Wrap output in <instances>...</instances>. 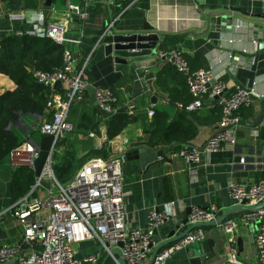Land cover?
<instances>
[{"label":"crops","instance_id":"0c3cea01","mask_svg":"<svg viewBox=\"0 0 264 264\" xmlns=\"http://www.w3.org/2000/svg\"><path fill=\"white\" fill-rule=\"evenodd\" d=\"M257 1L261 8L264 0ZM37 2V9H29L38 11L30 19L26 16L0 18V43L8 34L33 28L32 20L41 12L46 23L66 21L65 12L69 2L79 5L88 14L86 19L75 12L71 14L65 35L67 49L72 54H78L79 65L88 63L90 83L98 88L112 89L120 100L119 106H128V111L135 119L120 135L109 140V115L92 104L87 95L83 102L72 105L75 106L71 107L68 120L73 126L72 131L76 128L87 131V125L92 126V129L87 132L74 131L73 135L66 134L64 138L68 136L70 140L59 151V156L71 151L77 158H81L104 146L108 157L124 153V190L127 193L126 218L129 226L145 228L150 209H163L166 203L180 200L182 205L177 203L174 206V217L157 233L156 241L160 245L169 239L172 232L180 234L190 226L188 223H179L187 208H209L210 205H216L223 214L236 206L228 195L231 180L254 183L264 179V141L259 138L250 139V129L243 125L253 120L255 108L260 100H264V54L256 57L249 68H238L236 74H230V50L240 48L239 37L235 34L220 35L209 26L210 12L223 9L225 5L250 7L252 0H116L111 4L88 0H51L49 4L47 0ZM0 6L4 8L1 1ZM145 19L160 35L155 53L130 59L128 72L117 70L112 56L106 55L102 37L111 30L140 31ZM167 36L183 37L176 49L183 51L193 69L213 68L216 76L225 78L229 86L244 84L252 89L256 97L250 106L240 110L241 124L237 129L236 146L210 154L203 152L197 164H189L184 159H172L168 156L170 150L145 144L144 128L152 119L148 109L153 104L156 109L170 108L166 100L167 92L159 84V78L163 80L166 77L163 72L168 65L159 57L158 52ZM249 48L252 50V45ZM16 87L9 76L0 73V95ZM215 108L201 111L207 113ZM46 120L47 116L41 120L23 116L19 130L26 142L34 146L39 144L40 139L33 131H38ZM219 123L220 121H216L199 125L195 145L199 148L205 146L208 139L218 131ZM90 132H94L95 136H89ZM254 145L255 150L251 152ZM259 149L263 153L258 152ZM242 158L246 160V167L243 166ZM15 166L17 165L12 163L11 156L0 164V245L4 242L21 243L24 240L23 226L10 210L14 205L11 178ZM38 194L44 196L45 189L38 190ZM207 227L206 239L213 242L211 250L215 254L207 258L205 264H260L254 243L255 226H240L234 236L236 242L231 241V235L225 233L219 224ZM240 239L241 249L238 244ZM100 249L101 244L95 239L79 243L75 248L80 259ZM234 250L238 263L233 262ZM150 259L151 256L144 264H148ZM165 264H191L188 248L174 253Z\"/></svg>","mask_w":264,"mask_h":264},{"label":"built area","instance_id":"2783aa9c","mask_svg":"<svg viewBox=\"0 0 264 264\" xmlns=\"http://www.w3.org/2000/svg\"><path fill=\"white\" fill-rule=\"evenodd\" d=\"M95 1L111 4L116 0H88ZM73 12L82 19L88 18V14L79 5L69 2L65 12L66 21L46 23L41 12L32 20L33 28L18 30L16 34L22 35L26 32L50 37L63 44L66 42L67 21ZM5 15V9L0 6V18ZM8 16L10 19L25 17L24 13H11ZM158 55L184 75L189 87L192 100L188 104L177 102L178 110L195 111L215 106L222 110L219 129L208 139L204 150L184 144L178 149L170 150L168 156L172 159H184L189 164H197L203 152L210 154L226 147L234 148L237 144V129L241 124L240 110L254 101L252 89L241 83L229 86L221 77L216 76L213 68L193 70L180 49H161ZM74 61L72 52L66 49L63 67L51 72L33 71V76L39 83L54 90L48 102L52 116L40 126V132L55 137V151L57 144L73 129L68 120L72 105L83 102L88 95V63L75 66ZM58 81L64 84L62 91L55 89ZM96 97L102 113L111 115L117 112L115 104L118 99L112 89L99 87ZM166 100L170 104V99ZM148 113L151 118L155 115L154 104L148 109ZM89 136L94 137L95 133L90 132ZM38 155V147L29 142L23 143L10 153L14 165H28L31 168ZM241 161L246 167V160L242 158ZM54 162L52 157L33 190L11 207V211L23 226L24 240L21 243H2L0 263L15 261L17 264H98L103 254H109L119 264L112 249L122 243L120 250L127 264H144L159 245L156 241L158 231L174 217L175 204L182 205L180 200L166 203L163 209H150L145 228L131 227L126 218L124 153L108 158H89L66 185L57 180L53 170ZM45 175L49 176L54 186L59 187L58 192L42 183ZM41 188L45 189V195L33 196L34 191ZM228 195L236 206L258 205L264 202V179L254 183L231 180L228 184ZM220 214L221 210L216 205H210L209 208L193 206L188 216V225L212 222ZM219 225L225 233L231 235V241L234 242L240 226H255L257 258L260 264H264V208L248 210L238 217L227 218ZM203 227H197L178 241L163 247L153 264H165L174 253L186 250L196 241L206 239L207 234ZM94 239L100 242V251L89 254L84 259L77 257L75 245ZM232 254L233 262L238 263L236 250Z\"/></svg>","mask_w":264,"mask_h":264},{"label":"trees","instance_id":"16d2710c","mask_svg":"<svg viewBox=\"0 0 264 264\" xmlns=\"http://www.w3.org/2000/svg\"><path fill=\"white\" fill-rule=\"evenodd\" d=\"M0 1L4 4L5 16L7 17V14H18L39 7L37 0ZM182 38V36H167L160 48H176ZM66 49L65 43L61 44L50 37H41L26 32L22 35L8 34L2 38L0 43V73L9 76L17 87L0 95V164L10 157L12 150L27 141L19 130L24 115L35 120H41L45 116L48 119L51 118L52 113L49 111L48 102L54 90L39 83L33 76V71L51 72L63 67ZM166 64L168 66L163 72L166 77L163 80L159 78V84L167 92V98L170 99V108H155V115L144 128L145 144L150 147H161L168 150L178 149L179 145L184 144L196 146L194 142L199 134V125L220 121L222 110L220 107L215 106L214 110L207 113H203L202 109L176 111L177 102L188 104L192 100V96L184 75L177 71L174 66ZM223 80L226 79L223 78ZM115 105L118 106V110L109 115L107 121L109 140L120 135L135 119L129 111L122 110V107L119 106L120 100H117ZM87 128L91 130L92 126L87 125ZM74 131L87 132L85 129L76 128L68 133L73 135ZM33 132L40 139L42 135L40 128L38 131ZM68 140L70 139L67 136L57 144L53 157L55 161L53 164L54 174L62 185L68 184L89 158H108L105 146L101 149H95L81 158H77L73 152L67 151L62 158L59 156V151H62V147ZM37 181L38 178L33 168L28 165L15 166L11 178L13 204L27 196L33 190ZM37 195L38 190L36 189L33 196ZM245 212L244 210L238 211L229 218L238 217ZM203 228L206 230L208 227L204 226ZM105 257L106 254H103L98 264H102ZM106 264L117 263L110 257Z\"/></svg>","mask_w":264,"mask_h":264},{"label":"water","instance_id":"95a60500","mask_svg":"<svg viewBox=\"0 0 264 264\" xmlns=\"http://www.w3.org/2000/svg\"><path fill=\"white\" fill-rule=\"evenodd\" d=\"M50 1L51 0H47V4H49ZM257 3V0H252L250 7L242 8L233 6L229 7L225 5L223 9L214 10L209 14V26L212 30L223 36L235 34L239 37L238 43L240 48L230 50L232 52L229 66L230 74H236L238 68H244L245 66L249 68L254 63L256 57L264 54V1L261 2V8L257 5ZM259 9L261 10L259 11ZM36 12L38 11L26 10L24 15L30 19L31 15ZM101 42L104 44L106 55L112 56L117 70L128 72L130 59L142 56H150L155 53L160 42V35L158 32H155V28L149 25L145 19L142 30H138L136 32H114L111 30L102 37ZM249 45H252V50L250 48L248 49ZM73 57L75 59L74 64L77 66L78 54H73ZM63 88L64 84L62 81H58L55 84L56 90L62 91ZM97 89L98 87L92 83L88 85L89 101L95 106H98L96 97ZM254 99H256L255 96ZM122 110L128 111L129 107L125 106L122 108ZM243 125L250 129V139L256 140L259 138V140L264 141V100H260L259 105L255 108L253 120L246 122ZM255 145L252 146L250 150L251 152H254ZM55 146L56 142L53 135H41L38 144L39 155L35 159L33 166V170L38 179L43 176L46 164L54 156ZM200 149L204 150V146ZM258 152L263 153V150L259 149ZM244 203H247V201H244ZM262 208H264V202L252 206L237 205L229 209L227 212L220 214L217 219L212 222L206 224L190 225L180 234H175L174 231L170 234L167 241L161 243L155 248L148 264H153L157 254L163 247L178 241L188 232L197 227L220 224L237 211H247ZM190 213L191 208L189 207L186 209L185 215L183 218H181L179 223L184 225L187 224ZM212 243L213 242L211 240L203 239L191 244L188 247L191 256V264H205L207 258L214 256L215 252L211 250ZM238 244L239 248L241 249V239L239 240ZM120 246H122V243L119 244V247L113 248L112 253L116 255L119 264H127L126 260L122 256ZM109 258L110 255L107 254L102 264H105ZM0 264L17 263L15 261H8L2 262Z\"/></svg>","mask_w":264,"mask_h":264},{"label":"rangeland","instance_id":"374dc122","mask_svg":"<svg viewBox=\"0 0 264 264\" xmlns=\"http://www.w3.org/2000/svg\"><path fill=\"white\" fill-rule=\"evenodd\" d=\"M74 106H75V105H74ZM74 106H72V108H73ZM35 146L38 147V143H36ZM63 156H65V155H63ZM63 156H61V157L63 158ZM42 183H43L45 186H51V188H53L54 192H58V191H59V187L56 186V185L54 186V183H53L52 181H50L48 175H45V176L43 177V181H42ZM76 246H77V244L75 245V248H76Z\"/></svg>","mask_w":264,"mask_h":264}]
</instances>
